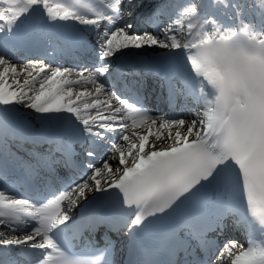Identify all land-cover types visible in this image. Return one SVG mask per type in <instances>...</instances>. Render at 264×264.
<instances>
[{"label":"snow or ice","instance_id":"snow-or-ice-1","mask_svg":"<svg viewBox=\"0 0 264 264\" xmlns=\"http://www.w3.org/2000/svg\"><path fill=\"white\" fill-rule=\"evenodd\" d=\"M78 2L54 8L50 0H0V178L17 169L40 178L79 168L77 144L91 171L48 192L50 199L8 195L0 180V228L16 233L31 226L22 237L0 230V264H19L10 249L38 250L33 264H264V0L258 23L245 20L241 0H209L232 8L228 24L204 11L205 0H191L180 15L197 24L189 22L186 34L173 22L174 10L167 25L151 32L126 22L144 0H92L95 8L83 5L92 18L74 9ZM170 7L161 0L148 23ZM41 40L62 44L68 55L91 48L99 66L53 68L29 59L18 69L13 50ZM149 50L167 54L125 63ZM115 67L117 81L129 67L133 76L143 74L125 84L137 92L149 77L153 91L166 86L170 108L182 96L192 99L193 119L150 115L138 101L121 98L108 84ZM82 84H94V92L74 90ZM129 120L147 130L129 132ZM26 142L46 144L47 151L26 150ZM105 146L108 158L93 167L89 161ZM229 217L248 233V247L236 239L220 246ZM85 233L78 252L74 242Z\"/></svg>","mask_w":264,"mask_h":264},{"label":"bare ground","instance_id":"bare-ground-1","mask_svg":"<svg viewBox=\"0 0 264 264\" xmlns=\"http://www.w3.org/2000/svg\"><path fill=\"white\" fill-rule=\"evenodd\" d=\"M145 1V0H144ZM159 2H161V0H158ZM176 0H168V2H172V3H174ZM184 1V0H183ZM107 2V0H105V3ZM198 2H199V0H198ZM50 3H52L53 4V6H54V8L57 6V5H59V4H66L67 3V0H50ZM79 3L80 4H76V3H73V7H74V9L75 10H78V11H81L82 13H84V14H86L89 18H92V17H90L89 15L91 14V11L89 10V9H86V7H83V5H85V3H89L87 0H85V1H80L79 0ZM81 3H83V5H81ZM219 4H220V2H218V3H216V4H214V6L213 7H209V5L211 6V3H209V0H205V3H204V5H203V9H208V12H211L210 14H212V12L215 10V7L218 5L219 6ZM191 6V0H189L188 1V3L186 4L185 3V5H184V8L185 7H190ZM155 8V7H154ZM154 8H150V10H151V12L153 11V9ZM184 8H183V11H184ZM210 8V9H209ZM220 12V10L218 11V13ZM156 13H157V15H156ZM155 13V18H157V16H162L163 18H159V21L160 22H162V21H164V17L165 16H167L168 14H167V11L166 12H164V14L163 15H161L159 12H156ZM142 17H140L139 18V20H138V23H140V25L142 24ZM176 20L178 21V23H175L176 24V27L178 28V29H181V31L183 32V33H185V32H187L188 31V28H187V25H188V23L189 22H192L194 25L195 24H197V21H191L190 20V18L187 16V15H181V16H178L177 18H176ZM70 23H74V22H70ZM131 23V22H130ZM167 25V24H166ZM196 28H199L198 26L196 27ZM197 30H195V32L193 33V35L195 36L196 34H197ZM182 37L183 36H181L180 38H181V42H183V40H182ZM53 43V46L57 49V50H59V51H61L60 49L61 48H63V45L62 44H59V43H57V42H55V41H53L52 42ZM36 44V43H35ZM32 46V45H31ZM31 46H29V47H31ZM25 48H28V47H20V48H18L19 50H21V49H25ZM30 49H33V48H30ZM19 50H13V52H12V55L14 56V57H17V58H20L21 56H22V52L19 54L18 52H19ZM144 51H141V52H139V53H143ZM94 55V51L90 48L89 50H88V52L87 53H85V56H86V58H91V59H93L94 60V58H92V56ZM60 56H63V54H60ZM68 55L66 54L65 55V57H67ZM71 58H72V60L74 61V63L75 64H77V63H80V62H84V60L86 59V58H84V57H82V56H80L78 53H74V54H72V55H70L69 56V58L68 59H70L71 60ZM53 59V58H52ZM13 63H16V64H22L23 62H13ZM53 68L54 67H57V66H55V65H51ZM63 67H68V68H71V67H74V66H63ZM87 68H88V66H86ZM96 67V66H95ZM94 67V68H95ZM17 68L19 69L20 67L19 66H17ZM94 68H89L90 70H92V69H94ZM130 77V76H129ZM21 79H23V76H21ZM130 83V82H129ZM151 83H153V81H151ZM131 84V83H130ZM158 87V85L157 86H155V88H157ZM74 90L75 91H80V90H88V91H91V92H94V90H95V85L94 84H82V85H77V86H75V88H74ZM144 91L145 92H143V94H145V97L148 99V98H152V102L153 103H156L159 107L162 105L161 104V100H157V98H155V97H153V96H155L156 95V93H147L146 94V90L144 89ZM147 95H148V97H147ZM105 97H102V99H104ZM113 103H115V101H112ZM177 103V105H179L180 106V108H181V111L180 112H182V116H178L177 117V119L178 118H180V117H185L186 119H188L189 120V117H191V119H193V116H192V114H191V112L190 111H188V108L189 107H191L192 105H193V100L192 99H185L183 96L182 97H180L179 98V100L176 102ZM170 112V111H169ZM161 114H163V113H160V114H158L157 116H159V115H161ZM26 115H32V113L31 112H28V113H26ZM184 115V116H183ZM38 119V118H37ZM190 119V120H191ZM189 120V121H190ZM148 123H151L150 121L148 122ZM158 125H159V121H157V124L155 125V126H153V129L155 130V127H158ZM147 129H146V127L144 126V125H139V126H137V127H135V128H133L130 124H129V132H136V133H138V134H143L145 131H146ZM165 131H167V126H166V129H165ZM113 139H114V141L115 142H119V135H114V137H113ZM25 148H27V149H29V150H31V149H33V148H35V150L36 151H40V152H44L43 150H46V148L45 149H42V148H39V147H37L36 145H31V144H24L23 145ZM81 145L80 144H77L76 145V147H80ZM159 146L160 147H163L164 145L163 144H159ZM108 157L106 156V159H107ZM76 160H77V158H76ZM116 161H118V155H117V157H116ZM116 161H113V168L115 167V164H116ZM99 167V166H98ZM64 170H66V169H64ZM67 173V172H66ZM24 179H26V180H30L31 178H29V177H27L26 175H25V173H24V177H23ZM2 181H4V183L5 184H3V186H4V188H6V187H8V183L11 181V182H14L15 184H18V185H20V181L19 180H17V179H11V178H8V179H1ZM6 186V187H5ZM50 186V185H49ZM47 192H48V190L45 188V186L44 185H40V187L38 188V190H36V192H34V194H32V196H36V195H39V196H44V195H46L47 194ZM6 194H8V195H12V193H9V192H6ZM31 194V193H30ZM34 198H36V197H34ZM51 198V196L50 197H48L47 199H50ZM43 202H46V199H45V201H43ZM233 220H234V218L232 217V218H228L226 221H225V224H226V227H225V230H224V232L219 236V241H221L222 239L225 241L226 239H236V238H242L243 240L245 239V240H247V237H248V233H245V231L244 230H242V229H240V228H238V227H235L234 226V224H233ZM34 226V225H33ZM30 229H31V226H29V228L26 230V231H22V232H16V233H13V232H10V231H8L7 229H3V228H0V230H3L4 232H5V235H6V237H8V238H12L13 236H19V237H22L23 235H25V234H28V232L30 231ZM230 236H233L234 238H232V237H230ZM113 237H115L114 235H113ZM227 237V238H226ZM229 237V238H228ZM210 240H213V237L212 236H210ZM223 241V242H224ZM213 242L215 243V241L213 240ZM223 242H221V244H220V246L222 247V243ZM120 244V243H119ZM257 244H259V240H257ZM8 251H11L12 252V254H13V256L14 257H16V256H18L19 254H20V252H21V249H10V250H8ZM26 251H28L29 253H31V254H33L35 251H31V250H27L26 249ZM217 256H219V252H216L215 253V255H214V258H213V262H215V258L217 257Z\"/></svg>","mask_w":264,"mask_h":264},{"label":"rangeland","instance_id":"rangeland-1","mask_svg":"<svg viewBox=\"0 0 264 264\" xmlns=\"http://www.w3.org/2000/svg\"><path fill=\"white\" fill-rule=\"evenodd\" d=\"M81 1V0H80ZM76 4H80L79 2L78 3H76ZM81 5H83V3H81ZM90 7H92V8H95L93 5H89ZM178 5H174V6H172V8H170L171 10H172V12H173V10L175 11V13H176V16H179V11L181 10V13H182V4L179 6V9H176V7H177ZM86 9H89V8H86ZM176 18L177 17H173L172 18V20H173V22L174 23H178V21L176 20ZM126 22H131V20H129V19H127V20H125ZM165 21H167V24L170 22V20L168 19V18H166L165 19ZM139 29V28H138ZM140 30V29H139ZM142 31V30H141ZM16 65H18V64H16ZM173 118V117H172ZM175 118H177L176 116H175ZM185 118V117H184ZM191 119V117H189V120Z\"/></svg>","mask_w":264,"mask_h":264}]
</instances>
